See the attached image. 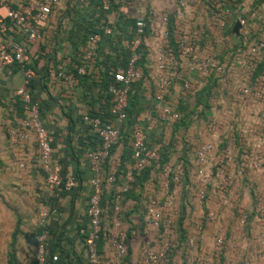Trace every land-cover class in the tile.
<instances>
[{
  "label": "built area",
  "instance_id": "built-area-1",
  "mask_svg": "<svg viewBox=\"0 0 264 264\" xmlns=\"http://www.w3.org/2000/svg\"><path fill=\"white\" fill-rule=\"evenodd\" d=\"M59 1L26 0L19 8L11 9L0 0V6L4 8V16L0 17V66H16L23 76V86L14 92L24 113L18 138L31 137L46 188L69 192L75 186V177H61L58 166L51 164V137L41 122L38 105L31 102L24 88L35 75L27 64V44L39 39L41 26ZM128 1L138 2L140 6L125 26H107L79 41L71 67L61 63L58 67L45 69L47 79L73 89L89 75V65L100 59L102 46L107 45V54L109 49L113 51L107 57L108 79L101 91L105 109L85 112L80 117L95 137L94 144L85 154L91 187L86 207L87 225L77 231L87 264L122 263L127 236L120 227L121 201L129 192L133 177L151 163L158 167L157 144L148 138L145 129L136 126L130 134L131 169L123 175L121 184H117L114 172L108 167L104 172L125 125L128 101L139 79L150 83L151 112L162 125L175 128L192 119L189 113L181 114L177 110L178 104L185 103L190 96L206 98L211 102L209 106L214 107L202 106L204 110L210 108L215 116H210L207 123L210 139L199 143L192 152L199 201L209 198L210 175L206 169L213 166V162H216L214 166H221L231 148L237 151L238 162L234 167L239 175L262 174L264 171V37L259 35L262 31L255 30L253 21L250 22L252 17L253 20L257 18L250 9L256 0ZM100 10L107 15L115 11L108 0H100ZM236 21L239 28L234 34L232 27ZM7 30L17 34L22 42L5 43ZM212 100L217 102L212 104ZM221 131L227 132L225 140L219 136ZM228 131L233 133L232 138ZM228 142L231 144L229 149L226 147ZM23 166L22 163L18 165L19 168ZM161 175V194L150 198L143 210L141 264H171L177 254L181 257L180 264H198L200 246L196 236L190 234L181 241L176 236L174 186L181 170L163 166ZM103 184L117 185L111 205L110 230L101 224ZM225 186L226 179L222 177L217 183L219 195H223ZM255 200L260 228L251 238V247L255 257L263 260L264 187ZM204 217L208 222L216 219L212 211H206ZM44 218L42 211L39 226ZM248 219L249 215L241 211L237 225L248 227ZM199 228L200 223L193 225L191 230L197 233ZM35 240L34 264H54L56 257L46 253V237L37 234ZM99 240L107 244V256L98 250ZM234 241L227 244L230 252L221 264H238L245 259L244 246H238V240ZM211 244L215 258L224 254L226 244L222 235L214 236Z\"/></svg>",
  "mask_w": 264,
  "mask_h": 264
},
{
  "label": "crops",
  "instance_id": "crops-1",
  "mask_svg": "<svg viewBox=\"0 0 264 264\" xmlns=\"http://www.w3.org/2000/svg\"><path fill=\"white\" fill-rule=\"evenodd\" d=\"M4 1L11 9H16L26 0ZM108 1L115 10L110 15L101 12L100 0H60L41 26L39 39L27 44V64L35 75L24 88L31 102L38 105L41 122L51 137V164L58 166L61 177H75V186L71 191L46 188L31 137L27 135L26 140L18 138L24 113L14 92L23 86L22 73L16 66H0V264H26L33 247L27 243L25 236L35 232L46 237V253L56 257L54 264H87L77 231L87 225L86 207L91 187L85 154L94 144L95 137L80 117L85 112L105 109L97 86L107 78V57L113 51L109 49L107 54V45L102 46L100 59L89 65L87 82L73 89H66L62 84L47 79L45 69L58 67L61 63L71 67L79 41L107 26H125L140 6L138 2L128 0ZM3 16L4 8L0 6V17ZM259 35L264 37V31ZM4 41L22 42L10 30H7ZM143 73L146 74L145 69ZM149 91L148 80L139 79L128 101L125 125L107 162L117 184H121L123 175L131 169V131L140 126L157 144L158 167L156 163H151L133 177L130 190L121 201L120 227L127 236V262L121 264H141L143 208L146 200L161 194L159 185L163 182V166L181 170L174 186L176 236L178 239L190 234L196 236L200 246L198 264H221L230 252L227 244L232 240H238V246L243 245L246 252L245 259L238 264H264V259H257L251 247V238L260 228L255 199L264 187V171L262 174L239 175L234 167L238 162L237 151L231 148L221 166H214L216 162H213V166L206 169L210 175L207 186L209 198L199 201L192 152L199 143L210 139L207 123L210 116H215L213 111H209L214 107H210L211 102L206 98L200 99L198 104L197 97L190 96L185 103L177 106V110L181 114L189 113L192 119L183 126L171 128L162 125L152 114ZM216 102L212 100V104ZM202 106L210 108L204 110ZM226 133L221 131L219 136L225 140ZM230 145L228 142L227 149ZM20 163L24 165L22 168L18 167ZM222 177L226 179V186L223 195H219L217 183ZM116 188L117 185L106 184L101 187V224L106 230H110L111 205ZM42 211L45 218L39 226ZM206 211L214 212L216 219L205 220ZM241 211L249 215L248 227L237 225ZM198 223L199 231L194 233L191 227ZM218 234L225 238L226 247L224 254L215 258L211 242ZM100 253L103 256L108 254L105 242L100 247ZM180 260L177 254L171 264H180Z\"/></svg>",
  "mask_w": 264,
  "mask_h": 264
},
{
  "label": "rangeland",
  "instance_id": "rangeland-1",
  "mask_svg": "<svg viewBox=\"0 0 264 264\" xmlns=\"http://www.w3.org/2000/svg\"><path fill=\"white\" fill-rule=\"evenodd\" d=\"M250 7H251L250 9H252L254 12V16L255 17L257 16V18H255L254 20H253L254 17H252L250 22L253 21L254 28L256 31H264V1L263 0H256L255 3L253 5H251ZM228 135L231 138L233 137V133L230 131H228ZM32 260H33V252L30 254V258L26 262V264H31Z\"/></svg>",
  "mask_w": 264,
  "mask_h": 264
},
{
  "label": "trees",
  "instance_id": "trees-1",
  "mask_svg": "<svg viewBox=\"0 0 264 264\" xmlns=\"http://www.w3.org/2000/svg\"><path fill=\"white\" fill-rule=\"evenodd\" d=\"M91 33H96V32H91ZM87 79H88V77H86L85 80H84L83 82H87ZM107 79H108V78H106L104 81L100 82L99 85L97 86V88H98V93L100 94L101 99H102L101 91H102L103 89H105ZM200 97H201V96H199V97L196 98V101L198 102V104H200V102H199ZM102 101L105 102V100H102ZM179 104H182V102H180ZM179 104H178V105H179ZM104 105H106V102H105ZM107 107H108V106H107ZM161 164H162V163H161ZM106 170H107V163L105 164L104 172H106ZM136 176H137V175H136ZM146 202H147V200H146ZM143 210H144V208H143ZM36 235H37V233L35 232V233H32V234H29V235H26V236H25V239H26L27 243L30 244V245L33 247V253H34V248H35V246H36V240H35V236H36ZM182 238H183V237H182ZM182 238H180L179 240L181 241ZM102 243H103V242H102L101 240H99V241L97 242V248H98L99 251H100V247H101ZM126 252H127V249H126ZM122 262H123V263H126V262H127V261H126V255H125V257L123 258ZM31 264H34L33 260H32V263H31Z\"/></svg>",
  "mask_w": 264,
  "mask_h": 264
},
{
  "label": "water",
  "instance_id": "water-1",
  "mask_svg": "<svg viewBox=\"0 0 264 264\" xmlns=\"http://www.w3.org/2000/svg\"><path fill=\"white\" fill-rule=\"evenodd\" d=\"M238 28H239V23L236 21V22L234 23L233 27H232V32H233L234 34H237V30H238Z\"/></svg>",
  "mask_w": 264,
  "mask_h": 264
}]
</instances>
